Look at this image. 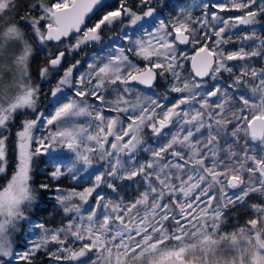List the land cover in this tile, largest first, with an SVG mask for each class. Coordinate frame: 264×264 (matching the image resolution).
<instances>
[{"label":"snow or ice","instance_id":"1","mask_svg":"<svg viewBox=\"0 0 264 264\" xmlns=\"http://www.w3.org/2000/svg\"><path fill=\"white\" fill-rule=\"evenodd\" d=\"M151 5L152 0L132 5L129 0H119L117 8L88 27L86 17L111 7L110 0H0V174L7 170L4 131L17 114L37 111L41 93L31 80L33 49L19 21L30 26L41 45L74 35L75 43L50 56L48 66L40 69L41 79L59 69L66 52L100 41L102 26L127 18L143 32H123L127 45H110L74 83L73 73L80 61L66 68L51 90L56 98L51 114L41 112L36 119L22 122L17 133V167L0 190V264H13L14 260L31 264V257L49 244L57 245L48 252L51 259L78 264H264V199L250 202L253 195L264 198V68L245 64L234 75L235 66L227 63L264 60V38L254 32L240 37L253 41L249 50L223 47L234 42L228 35L232 28L253 25L264 14V0L202 3L195 5L203 8L200 17L181 9L170 21L153 19L150 28L139 22L154 17L156 9ZM216 9L241 15L225 18ZM189 44L197 46L196 56L191 58V79L183 75L179 50V45ZM129 54L146 62L144 67ZM222 72L232 79L226 87L204 83V77L216 81ZM165 74L171 76L170 91L180 94L170 105L131 86L137 82L151 88ZM249 80L256 82L250 86L251 95L239 91ZM64 86L75 89L74 97L63 93ZM109 91L115 95L113 100L106 99ZM133 95L135 99H131ZM79 117L87 118L86 122L77 123ZM38 124L54 126L55 131L34 137ZM145 129L151 130L156 146L145 141ZM34 141L38 146L32 150ZM250 142H258L260 150ZM57 147L67 148L74 158L67 162L59 155L51 158V171L46 175L54 181L63 177L79 180L77 164L91 167L97 154L106 161V171L94 173L91 186L83 191L62 190L57 185L60 194L55 199L67 223L56 229L35 225L42 230L38 241L30 240L27 251H15L9 240L11 231L19 221L28 219L24 207L36 200L31 183L33 158L51 156ZM139 152L147 153L148 159H138ZM116 181L137 185L134 196L113 199L97 191L103 185L116 192ZM94 193V203L89 205ZM74 199L80 203H73ZM237 208L248 209L249 219L244 226L237 224L233 231H223L228 214ZM76 242H80L78 249L72 246ZM222 252L232 255L223 258L218 255Z\"/></svg>","mask_w":264,"mask_h":264},{"label":"trees","instance_id":"2","mask_svg":"<svg viewBox=\"0 0 264 264\" xmlns=\"http://www.w3.org/2000/svg\"><path fill=\"white\" fill-rule=\"evenodd\" d=\"M136 0H129V4H135ZM177 2H180L181 5L185 6V10H189L191 6V14L195 17H200L203 12V8L198 7L195 5H202V3H225L229 4L228 0H222L221 1H214V0H155L154 5L158 14L162 18H168L169 14L173 12L172 10L175 9V4ZM192 5L189 6V4ZM116 3V1L110 3L112 8L113 5ZM159 3V4H158ZM189 6V7H188ZM196 8V9H194ZM106 9V8H105ZM217 11V14H220L222 17H229V16H238L241 15L240 12L236 11H225V12H219L218 9L214 10ZM37 13H32V15H36ZM100 13L96 14L87 24L86 26H90L93 20H96L98 18V15ZM174 14V13H173ZM20 15H23V12L20 13ZM18 19V18H17ZM21 30L25 33V38L28 40V42L32 46V54L29 58V72L31 75V80L34 85H39L41 93L43 94V97H41L40 102H43L46 100L50 88H52L54 79H56L58 75V71L55 73H52L50 75V79L48 81H42L40 77V69L48 66V60L50 56H54L59 50H66L67 46L63 45V42L65 40H69V38H64L62 42H54L50 43L48 42L46 45H41L40 42L37 39H34V33L31 31L30 26L26 25L24 21H19ZM115 26V23L110 26V29ZM102 31V30H101ZM255 33L256 35L260 36L261 38L264 37V14H260L256 17V23L253 25H243L239 28H233L228 32V35H231L233 38V43L224 45L223 47L227 51H236L238 50L241 45V47H244L245 50H249V46L253 44V41H241L239 38L243 35H251L252 33ZM105 37H102V40H100L98 43H102L106 41ZM256 43H259L258 41ZM189 46V45H188ZM190 46L186 47V50H189L190 52ZM179 49L181 46H179ZM18 50H20L18 48ZM87 51V52H95L97 51L96 44H87L82 45L80 49L73 51V54L71 57L68 56V53L65 55V58L62 61V64L60 65L59 69H62L70 60L75 56L79 57L80 51ZM81 51V52H82ZM189 58V57H188ZM188 58L185 60L183 57H181L183 62V72L191 75V72L189 70L188 66ZM247 64L252 65L253 67H256L257 69L264 68V60H261L260 58H252L251 60H245ZM237 62L239 61H228L227 63L230 66H235L233 69L234 75H239V69L240 67H237ZM247 80L248 78L245 77ZM204 83L206 85H211L213 83H219L221 87H226L228 84L232 83V79L230 78L229 74L227 72H222L218 76V80L213 81L211 77H206L203 79ZM256 83L255 81L249 80L247 84L242 83L239 86V91L244 92L247 95H251L249 89L252 84ZM168 82L165 83L162 77H157V80L155 81L154 85L151 88H141L138 87L139 91L142 93H148V96H152L153 98H160L161 102L170 105L171 102H173L176 98L180 96L179 93H174L170 91V87H168ZM167 97V99H164ZM88 102L92 103V99L88 98ZM247 113V110L245 112ZM106 115L114 116L116 113L114 112H106ZM36 116V113L32 112L31 110H24V114H17L14 121L9 125V128L7 131H4V135L8 137L6 141L7 145V170L6 173L0 174V190L6 185L12 174L15 172L17 167V133L22 129V122L24 120H31L34 119ZM144 139L145 141L152 145L153 147L156 146V138L153 137L150 129H145L144 131ZM251 147L255 148L257 151L260 150V145L258 142H250ZM61 156L59 153L52 152L51 156L49 155H38L34 156L33 163H32V171H31V183L32 187L35 189L36 193V200L30 205L25 206L24 211L25 215L27 216V220L19 221V226L17 229H15L11 236V243L12 247L15 251L23 252L27 251L30 247L29 241H38L39 237L42 235V230L35 225L37 224H43L45 228L47 229H56L58 227H61L62 225L67 223V217L62 212L60 206L57 204V201L55 197L59 195L56 191L57 185L62 190H71L75 189L76 191H83L84 188L91 186V177L94 173H98L101 171H106L107 164L106 161H102L99 159V157H96L93 159V164L91 167L88 166H78L80 168V179L73 181L67 177L61 178L59 181L52 180L49 176L46 175V173L51 171V166L49 164V161L54 156ZM74 158V157H72ZM126 159V157H124ZM138 159L144 160L148 159V154L144 152H139L137 155ZM87 168V171H84V169ZM47 183L50 185L48 189H42L40 188L41 184ZM118 187L117 191L113 192L111 189H108L106 186L102 185L101 189H98L97 191H102L107 197L117 199L119 197H123L125 200L131 199L136 190L137 185H135L132 181H116ZM95 193L93 194V198H90L89 205L94 203V197ZM262 197H258L253 195L250 202H260ZM76 202H78V199H75ZM80 203V201H79ZM85 207H88V205H85ZM247 219H249V210L243 209V208H237L232 210L228 214V223L224 227L223 231L225 232H231L235 229V226L238 224L240 226H244ZM226 243V241L224 242ZM73 248L78 249L80 246V242H76L73 245ZM57 248V245L55 244H49L47 246V249L41 250L37 252L33 257H31V264H78V262H70V261H56L50 258L48 252L49 251H55ZM91 255V254H89ZM232 255L230 252L223 253L221 257L228 258ZM82 259H86L82 258ZM13 264H28L26 261H19L14 260Z\"/></svg>","mask_w":264,"mask_h":264},{"label":"rangeland","instance_id":"3","mask_svg":"<svg viewBox=\"0 0 264 264\" xmlns=\"http://www.w3.org/2000/svg\"><path fill=\"white\" fill-rule=\"evenodd\" d=\"M154 1H155V0H152V5H151L152 7H153V5H154ZM214 1H221V2H222V0H214ZM45 2H46V3H52V2H55V0H45ZM135 2L138 3V0H136ZM228 2L230 3L231 0H228ZM258 2H259V0H258ZM115 4H116V6H115L114 8H106V9H103V10L100 12V14L98 15V18H97L96 20H93V22L91 23V25L88 26V27H91V26H93L96 22H98V20L101 18V16H102L104 13H106L107 11H111V10H114L115 8H117V7L119 6V0H117ZM158 4H159V3H158ZM191 5H192V2H191V4H189V6H191ZM189 6H188V7H189ZM176 7H177V8H176ZM154 8H155V6H154ZM183 8H185V6L181 5L180 2H177V3L175 4V9H176V11H175L174 9L172 10L173 12H171V13L169 14V16H168L169 20H168L167 18H162V17H160L159 14H158V12H157V10H156V12L154 13V17H153V18H146L144 21H141V22H139V23L151 28V27H153V19H155V21H157V22H158L160 19H163V20L166 21V22H167V21H170V20H172L174 17H176L178 14H180L181 9H183ZM191 8L193 9L192 6H191ZM191 8L189 9L190 11H191ZM155 9H156V8H155ZM145 10H146V9H145ZM173 13H174V14H173ZM218 15H220V14H218ZM220 16H221V15H220ZM229 17H235V16H229ZM225 18H228V17H225ZM41 23H44V22H41ZM111 26H112V25H111ZM242 26H243V25H237L236 27H234V29H235V28L242 27ZM232 29H233V28H232ZM101 30H102V31L100 32V34H101V40H102V37H103V38L105 37V39H107V40L104 41V42H102V43H98L99 41H97V42H91V44H96V46H97V51H95V52H87V51L83 52V51L81 50L82 52L80 51V55H79L78 58L74 56V57L70 60V62H68V64H66V66H64V67H63L62 69H60V70H57L59 73H58L56 79H54L53 86H52V88H50L46 100L43 101V102H40V99H41L40 96L43 97V94H40V96H39V100H38V103H37V111L35 112V113H36V116H37L39 113H41V112H43L45 115H50V114H51V112H52V110H53V108H54V106H55V102H56V98H54V97L51 95V90L54 89V88L56 87L57 82H58V81L60 80V78L63 76L64 70H65L66 68H68V67L71 66L72 64H75L76 61H80V64L78 65L77 69L74 70V73H73V83H74V82H75V79H76L81 73H84V72L87 71V65H88V64H89L94 58H96L97 56H103V55H104V52H106V51L108 50V47H109L110 45L113 46V47H115L116 45L121 44V43L127 45L128 42L122 40L123 32H125V31H127V32H129V33H133V32H134L135 35H143L142 30H140L138 26H132V25H130V24L128 23L127 18H124V22H123V23H119V22L115 23V26L112 27L111 29H110V26H102V29H101ZM263 38H264V37H263ZM73 43H75L74 35H73V37L69 38V40H65V41L63 42V45H64V46H67V45H69V44H73ZM89 44H90V43H89ZM189 46H190L191 48H195V49L197 48V46H194V45H191V44H189ZM239 47H241V45H240ZM18 48L20 49V46H19V45H17L16 48H15V50H16L17 52L19 51ZM102 50H103V51H102ZM179 50H180V52H182V54H183L182 57H187V58L189 57L190 52H189L188 50H186V48H184V49H179ZM66 54H67V53H66ZM72 54H73V52H71V54H68V56L71 57ZM129 55H130V58L133 59L134 62H136L139 66L143 67V66L145 65L146 62L138 60L136 57L131 56V54H129ZM185 60H187V59H185ZM261 60H262V59H261ZM245 64H247L246 61H239V62H237V67H241L242 65H245ZM57 71H51L50 74L48 75V77H47L46 79H41V80H42V81H48V79H50V75H51L52 73H54V72L56 73ZM183 75L186 76V77H188V78H190V79L192 78L191 75H189V74H187V73H185V72H183ZM162 78H163V80L165 81V83H167V82L169 83V84H168V87H171V84H170L171 76H170V74H165V76L162 77ZM195 79L198 80L197 78H195ZM37 85H38V84H37ZM131 86L134 87V88H136V89H138V86H136V85L134 84V82H132V85H131ZM74 91H75V89H73V88H71V87H69V86H64V88H63V93H64L65 95H67V96H70V97H74ZM143 94H144L145 96H148V93H143ZM59 95H61V94H58V96H59ZM105 95H106V99H108V100H113V99L115 98V95H114L113 93H111L110 91L107 92V93H105ZM76 99H79V98H76ZM89 99H92V98L89 97ZM131 99H135V96L133 95V96L131 97ZM36 116H35L34 119H36ZM86 119H87V118H85V117H79V118H77V123H85V122H86ZM31 120H33V119H31ZM21 130H22V129H21ZM21 130H20V131H21ZM50 130H51V131H55V127H54V126L43 127V126H41V125L38 124L37 128L34 129V131H33V135H34V137H40V138H43V137L49 135V131H50ZM109 139L111 140L112 138L110 137ZM37 146H38V144L34 141L33 144H32V150H35V148H36ZM106 147H108V146L106 145ZM50 151H51V150H50ZM53 152H55V153H59V154H61L62 157L66 158V159H65V162H67V159L74 157V154H73V153H70V152L68 151L67 148H59V147H57L56 150L53 151ZM45 155H47V154H45ZM17 156H18V147H17ZM96 157H98V154H97V155H93V159H95ZM77 165H78V166H80V165L82 166L83 164H82V163H78ZM78 166H77V168H78ZM83 166H85V165H83ZM78 169H80V168H78ZM13 174H14V173H13ZM13 174H12V175H13ZM10 179H11V177H10ZM10 179H9V180H10ZM9 180H8V182H9ZM8 182H7V183H8ZM7 183H6V185H7ZM6 185H5V186H6ZM5 186H4V187H5ZM4 187H3V188H4ZM3 188H2V189H3ZM2 189H1V190H2ZM73 203H79V201L76 202V200L74 199ZM18 226H19V222L17 223V226H16L15 229H17ZM13 231H14V230H13ZM13 231H11V234H10V237H9L10 243H11V236H12ZM223 243H224V242H223ZM226 243H227V242H226ZM226 243H225V244H226ZM11 245H12V243H11ZM12 248H13V247H12ZM223 253H226V252L219 253L218 255L221 256Z\"/></svg>","mask_w":264,"mask_h":264},{"label":"water","instance_id":"4","mask_svg":"<svg viewBox=\"0 0 264 264\" xmlns=\"http://www.w3.org/2000/svg\"><path fill=\"white\" fill-rule=\"evenodd\" d=\"M114 1H117V0H110V3H112V2H114ZM101 11H96V12H94L93 14H89V17H86V19H85V25L96 15V14H98V13H100ZM83 27V26H82ZM54 42H56V41H50V43H54ZM59 51H65V50H59ZM58 51V52H59ZM57 52V53H58ZM56 53V54H57ZM196 53H197V49L196 50H194L191 54H190V56H189V59H188V66H189V70H190V72H191V74L194 76V72H193V70H192V57H195L196 56ZM55 54V55H56ZM60 67V66H59ZM144 67V66H143ZM197 79H200L199 77H196ZM206 77H204L203 79H205ZM156 80H157V78H156ZM155 80V81H156ZM155 81L153 82V85H154V83H155ZM134 84L136 85V86H138V87H141V88H148L147 86H145V85H141V84H138L137 82H134ZM254 143H256V142H254Z\"/></svg>","mask_w":264,"mask_h":264},{"label":"flooded vegetation","instance_id":"5","mask_svg":"<svg viewBox=\"0 0 264 264\" xmlns=\"http://www.w3.org/2000/svg\"><path fill=\"white\" fill-rule=\"evenodd\" d=\"M116 6V4H114L113 5V7L112 8H114ZM177 8V7H176ZM200 8H202V7H200ZM194 9H196V8H194ZM197 9H198V7H197ZM179 46H181V48H186V47H189L188 45H179ZM197 49V48H196ZM195 48H190V54L194 51V50H196ZM189 51V50H188ZM190 54H189V56H190ZM189 59V58H188ZM193 76V75H192ZM198 80H200V79H198Z\"/></svg>","mask_w":264,"mask_h":264}]
</instances>
